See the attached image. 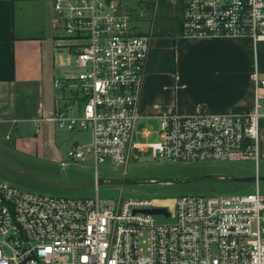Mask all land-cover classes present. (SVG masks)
<instances>
[{
    "label": "built area",
    "instance_id": "2783aa9c",
    "mask_svg": "<svg viewBox=\"0 0 264 264\" xmlns=\"http://www.w3.org/2000/svg\"><path fill=\"white\" fill-rule=\"evenodd\" d=\"M146 3L154 14L167 4L183 35L242 36L253 48L264 41V0H143L144 11ZM52 7L57 47L72 55L74 69L53 77L46 120L89 133L59 165L88 164L94 194L42 193L0 179V264H264V192L257 178L251 192H183L168 204L98 191L100 164L122 179L148 151L186 164L252 160L258 176L264 73L256 60L251 106L227 112L203 102L191 109L160 106L156 128L138 127L153 26L141 30L145 16L125 0H52ZM154 206L168 213L143 211Z\"/></svg>",
    "mask_w": 264,
    "mask_h": 264
},
{
    "label": "crops",
    "instance_id": "0c3cea01",
    "mask_svg": "<svg viewBox=\"0 0 264 264\" xmlns=\"http://www.w3.org/2000/svg\"><path fill=\"white\" fill-rule=\"evenodd\" d=\"M38 2L0 0V144L10 141L0 146L42 145L43 124L53 101V77L72 71L69 56L57 47L52 6L50 14L38 10ZM168 22L169 33L154 31L151 38L140 119L155 118L160 106L191 109L203 102L227 112L253 104L249 71L258 60L256 48L246 38L183 35L179 18ZM167 48L174 50L175 70L152 69L153 52ZM71 132L62 137L66 146L89 138L88 132Z\"/></svg>",
    "mask_w": 264,
    "mask_h": 264
},
{
    "label": "rangeland",
    "instance_id": "374dc122",
    "mask_svg": "<svg viewBox=\"0 0 264 264\" xmlns=\"http://www.w3.org/2000/svg\"><path fill=\"white\" fill-rule=\"evenodd\" d=\"M38 1L36 3L37 9H40V11L43 9L47 10L51 14L52 5L50 0ZM125 2L139 9V12H142V15L145 16L143 17L145 19L138 21L141 30H149L150 25H152L153 31L157 32L162 24L167 23L168 18L176 17L172 15L171 9L165 3L160 4L154 14L153 9L148 7L150 6L149 3H146L145 11L142 10L143 0H125ZM53 13L56 15L52 7ZM254 48H256L257 52L256 58L259 70L264 72V41H258ZM66 53L69 56V68L73 70L72 55L68 52ZM259 102L262 104L263 99H260ZM141 125H151L156 128L157 120L156 118L139 119L137 126L140 127ZM43 127L44 135L41 146H0V179L42 193L94 194V183L82 187H68L29 175V173H34L57 180L78 183L92 180L94 177L88 164H71L66 167L59 165L60 160L66 157L69 147L66 146L67 142H64L62 137L72 133L71 131L58 129L50 121H45ZM87 135L88 133H86ZM148 139H155V134L152 133ZM9 142L7 140L3 144H9ZM37 143L39 144V142ZM258 168L259 174H264V150L258 160ZM98 169L100 170V177L121 179L118 171L108 167L106 164H100ZM254 172V161L252 160L186 164L151 158V152L148 151L142 159L134 160L128 166V173L125 178L133 179L135 182L115 183L105 180L104 182H98V191L99 195L104 197L117 198L120 194L122 197H152L158 199L157 203L170 199L167 203H172V197L183 192L254 191L255 180L240 181L233 179V176L254 175ZM220 174H224V177H221ZM150 178H154L155 181H150ZM258 181L259 189L264 192V179H259ZM156 217L161 220L166 219L159 215Z\"/></svg>",
    "mask_w": 264,
    "mask_h": 264
},
{
    "label": "water",
    "instance_id": "95a60500",
    "mask_svg": "<svg viewBox=\"0 0 264 264\" xmlns=\"http://www.w3.org/2000/svg\"><path fill=\"white\" fill-rule=\"evenodd\" d=\"M107 2H109V0H107ZM29 175L37 177V178H41L59 185H63V186H68V187H82L85 185H89L94 183V180H88L86 182H82V183H78V182H68V181H63V180H57L48 176H44V175H38V174H34V173H29ZM264 179V174H259L258 176L256 175H247V176H233V179L235 180H240V181H252L255 179ZM104 178L100 177L98 178V182H104ZM110 181L115 182V183H133L135 182V180L130 179V178H122V179H111ZM143 211L148 212V213H168L167 209L163 206H154V207H147V208H143Z\"/></svg>",
    "mask_w": 264,
    "mask_h": 264
},
{
    "label": "trees",
    "instance_id": "16d2710c",
    "mask_svg": "<svg viewBox=\"0 0 264 264\" xmlns=\"http://www.w3.org/2000/svg\"><path fill=\"white\" fill-rule=\"evenodd\" d=\"M169 20L170 18H168L167 23H164L161 25L157 33H169V31H171L172 26L169 25V22H168ZM149 54H151V51ZM148 56L150 57V55ZM153 56H154V59L152 61V65H153L152 69L170 70V71L175 70V59H174L173 48L157 49L153 52ZM149 60L150 59L148 58V64H149ZM263 123H264V120H263Z\"/></svg>",
    "mask_w": 264,
    "mask_h": 264
},
{
    "label": "bare ground",
    "instance_id": "6f19581e",
    "mask_svg": "<svg viewBox=\"0 0 264 264\" xmlns=\"http://www.w3.org/2000/svg\"><path fill=\"white\" fill-rule=\"evenodd\" d=\"M158 199H154V201H157ZM172 200H173V198H172ZM170 201V199H165V201H162V202H158V203H165V204H168L167 202H169ZM157 203V202H156Z\"/></svg>",
    "mask_w": 264,
    "mask_h": 264
}]
</instances>
